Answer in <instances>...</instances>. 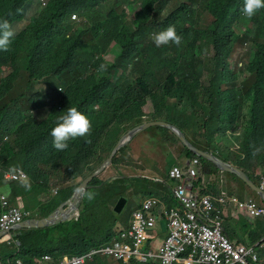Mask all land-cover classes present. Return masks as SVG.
Returning <instances> with one entry per match:
<instances>
[{"label": "trees", "instance_id": "1", "mask_svg": "<svg viewBox=\"0 0 264 264\" xmlns=\"http://www.w3.org/2000/svg\"><path fill=\"white\" fill-rule=\"evenodd\" d=\"M243 4L46 0L42 7L40 0H0V20L7 19L18 33L9 50L0 51V183L9 167L22 169L37 185L49 187L51 178L62 180L61 195L44 217L104 161L122 134L145 121L177 126L195 147L238 166L257 182L264 176V9L249 19L241 11ZM169 25L175 26L182 44L157 48L154 35ZM114 46L119 56L109 63L103 57ZM238 49L251 53L243 67L232 61ZM101 64L107 71L100 70ZM68 107L85 114L94 131L56 151L50 133ZM101 124L102 131L96 132ZM151 130L156 133L149 143L156 148L153 157L159 167L173 158L180 163L196 156L171 131ZM148 132L116 153L104 172L112 175V166L135 163ZM200 160L197 184L206 186L202 194L220 196L216 181L223 171L204 157ZM101 174L89 182L87 190L94 198L83 196L76 219L16 230L17 243L0 241V260L32 264L43 254L54 259L82 254L110 240L119 224L128 225L123 210L117 213L114 206L127 190L123 183L141 179H115L97 187L107 177ZM8 184L14 199L17 187ZM224 226L240 243H247L245 235L249 242L264 235L252 224L245 234L227 218ZM87 263L111 264L102 256ZM255 264H264V248Z\"/></svg>", "mask_w": 264, "mask_h": 264}, {"label": "built area", "instance_id": "2", "mask_svg": "<svg viewBox=\"0 0 264 264\" xmlns=\"http://www.w3.org/2000/svg\"><path fill=\"white\" fill-rule=\"evenodd\" d=\"M197 160H195V163ZM21 170L4 172L7 180L20 179ZM172 174L182 183L176 188V206L151 213L152 204H145V212L134 213L131 227L118 232L114 240L82 255L63 256L52 264H84L97 254L128 263L135 260L152 264H252L258 260L259 249L264 247V238L255 244H241L231 240L224 230V208L230 202L225 197L214 199L199 195L192 183H185V174L175 167ZM193 178L197 169H190ZM26 175V174H25ZM188 175V174H187ZM264 190V176L260 178ZM55 191V190H54ZM232 201H237L232 198ZM8 205L6 196L0 192V206ZM244 208L251 216H264V206L253 199L246 200ZM27 213L17 207H8L1 216L0 225L6 227L20 221ZM158 220H163L158 225ZM161 234H165L161 236ZM49 255H44L36 264H48ZM20 264L19 261H17Z\"/></svg>", "mask_w": 264, "mask_h": 264}, {"label": "clouds", "instance_id": "3", "mask_svg": "<svg viewBox=\"0 0 264 264\" xmlns=\"http://www.w3.org/2000/svg\"><path fill=\"white\" fill-rule=\"evenodd\" d=\"M41 1V5L42 7H45L46 6V0H40ZM261 9H264V0H244V4H243V7L241 9L242 13L248 17L249 19L252 18L254 15H256V13L258 11H260ZM77 19V15H73L72 16V20H76ZM17 31L12 27V25L9 23V21L7 19H4V20H0V51H4V52H7L10 48V45L13 41V39L16 37L17 35ZM153 42L155 44V46L157 48L159 47H162V46H165V45H168V44H175L176 46H180L182 44V37L177 34V31L175 29V26L173 25H169L166 29L160 31L159 33L155 34L154 37H153ZM100 70L102 71H107V65L105 64H101L100 66ZM62 91H64L62 88H60ZM143 119L147 120V117H143ZM151 122H165V121H145L144 123L142 124H139V125H143V124H146V123H151ZM167 123V122H166ZM170 124V123H168ZM137 125V126H139ZM172 125V124H171ZM135 126V127H137ZM175 126V125H174ZM133 127V128H135ZM154 127H158V126H154ZM154 127H150L148 128L147 130L143 131L142 133L146 132V131H150L152 128ZM177 127V126H175ZM102 128H103V124L99 125L97 128H96V132H101L102 131ZM131 128V129H133ZM164 128V127H162ZM178 128V127H177ZM131 129L127 130L124 134H126L128 131H130ZM166 129V128H165ZM180 129V128H178ZM91 130L94 131L93 129V125L91 123V121L89 120V118L81 113L76 107H68L66 112L63 114V115H60L58 118H57V122H56V125L52 128L51 130V136L53 138V141H52V146L53 148L56 150V151H64L66 150L68 147H69V144L68 142L70 140H74L76 138H82V137H87V136H90L91 134ZM169 130V129H167ZM181 130V129H180ZM170 131V130H169ZM182 131V130H181ZM172 132V131H171ZM183 132V131H182ZM140 133V134H142ZM173 133V132H172ZM122 134L120 136V138L124 135ZM138 134V135H140ZM174 134V133H173ZM183 134L185 135V133L183 132ZM137 135V136H138ZM175 135V134H174ZM137 136H134L126 145H124L121 149H119L116 153H118L120 150H122L123 148L127 147V145L134 139L136 138ZM176 136V135H175ZM177 137V136H176ZM186 137V135H185ZM119 138V139H120ZM178 138V137H177ZM119 139L116 141V143L114 144V146L112 147L110 153L112 152L113 148L116 146L117 142L119 141ZM179 139V138H178ZM186 139L188 140V138L186 137ZM150 140H154V137L152 136V138ZM180 140V139H179ZM181 141V140H180ZM189 141V140H188ZM182 142V141H181ZM190 142V141H189ZM191 143V142H190ZM183 144V143H182ZM192 144V143H191ZM184 145V144H183ZM193 145V144H192ZM185 146V145H184ZM194 146V145H193ZM186 147V146H185ZM195 147V146H194ZM187 148V147H186ZM197 148V147H196ZM156 149V148H155ZM188 149V148H187ZM198 149V148H197ZM189 150V149H188ZM200 150V149H198ZM190 151V150H189ZM202 151V150H200ZM192 152V151H190ZM204 152V151H202ZM110 153L108 154V156L104 159V161L101 163L103 164L107 159L108 157L110 156ZM114 153L111 157V160H110V163L102 170L100 171L99 173L95 174L94 176L96 175H99V174H104L106 168H108L110 165H111V162H112V158L114 157V155L116 154ZM193 153V152H192ZM205 153H210V152H205ZM196 156L194 157H190V158H185L183 161H181L180 163H175V158L174 159V163L168 165V162L170 161H166L165 165L161 168L159 167L158 165H156L154 163V157H153V153H146L144 151H142L141 153H139L138 155V160L135 162V163H132L130 165H116L115 166V173L112 174V175H109L107 176L106 178L103 179V183L105 184L106 182L108 181H112V180H115V179H141V180H149V181H152V194H156V195H148L146 196L143 201L141 203H139L135 209L133 210V212L131 213V217H128V220H129V224L128 225H118L117 226V229H116V234L113 235L111 237L110 240L104 242L101 246H95L91 249H89L88 251L82 253V254H85L87 252H89L90 250L92 249H95V248H100L104 245H106L107 243L111 242L112 240L115 239V237L117 236L118 232L122 229H127L129 227H131L132 225V221H133V217H134V213L136 212H139V211H142V212H145L146 213V210H145V204H152L153 205V208L151 209V213L152 214H156L157 211L159 209H162L164 207H168V206H176L177 205V202L175 200V197H176V188L178 187V185H180L182 183V179H179V178H176L173 174H172V171L174 170L175 167L179 168L182 170V172H184L185 174V183L187 185H189L190 183H192L193 185V189H198L199 190V195L203 196V195H210L211 197H213L214 199H219L220 197H225L227 199L230 200V202L228 203V205L224 208V222H225V219H226V213L228 211L229 208H233L232 205H238L239 203V199L237 196H233V195H229L228 193H221L220 196H215L214 194L212 193H208V194H202V189L203 187L205 186L203 184L202 185H198L197 184V181H198V178L200 177V172H201V169H202V163H201V160H200V157H204V156H200L196 153H194ZM214 154V153H213ZM216 155V154H215ZM219 157V156H218ZM205 158V157H204ZM207 159V158H206ZM222 159V158H221ZM141 160H143V163H141ZM195 160H197V162L195 163ZM209 160V159H208ZM211 161V160H210ZM227 162V161H226ZM230 163V162H229ZM100 164V165H101ZM99 165V166H100ZM98 166V167H99ZM97 167V168H98ZM116 167H119V169L121 170H128V169H132L134 170L133 173H126L124 174V172H121V173H118L116 171ZM96 168V169H97ZM197 169V175L195 178H193L192 175H190V169ZM9 169H14L15 171L16 170H21L22 172H24L25 174L21 173L20 174V179H17V180H7L6 178H4V172H6L7 170ZM95 169V170H96ZM151 171L153 173H155V175L153 176H146L143 171ZM94 170V171H95ZM93 171V172H94ZM92 172V173H93ZM91 173V174H92ZM223 173H225V171H223ZM121 174V175H120ZM168 174V175H167ZM188 174V175H187ZM89 176V175H88ZM93 176V177H94ZM120 176V177H119ZM87 177V176H86ZM85 177V178H86ZM92 177V178H93ZM262 176L258 177L257 178V182L256 185L260 187V178ZM2 183H0V192L3 193L5 196H6V199H7V207L6 208H2L0 206V222H1V216L3 213L7 212V209L8 207H17L19 208L20 210L26 212L27 214L18 222H15V223H11L9 224L8 226L6 227H2L0 225V232H2L1 236H0V241L1 240H4L7 245H13V243H17V239H16V230H18L19 228L15 229L14 226L23 222L24 220L26 219H29V218H42L41 216L39 217H33L30 215V211L26 208H20L18 207L16 204H15V196H14V199H13V203L10 202L9 200V196H10V192H11V189H10V186H9V182H14V181H19L21 187H23L26 191H31L32 189V182L30 180V178L28 177L27 173L25 171H23L22 169L20 168H13V167H9L7 169H5L3 172H2ZM84 178V179H85ZM91 178V179H92ZM83 179V180H84ZM91 181V180H90ZM89 181V182H90ZM134 182L136 181H139V180H132ZM243 181V180H242ZM49 182V185L50 187L52 188V192L53 193H57L60 186H54L52 187V182L51 180L48 181ZM89 182H88V185H89ZM129 182V181H128ZM127 182V183H128ZM81 183V182H80ZM79 183V184H80ZM126 183V184H127ZM78 184V185H79ZM4 185V186H2ZM75 188V191L83 196H86L89 200L93 199L94 198V192L92 191H88L86 189V187L81 184ZM98 185V184H97ZM96 185V186H97ZM91 185H89L90 187ZM138 186V185H137ZM88 187V188H89ZM132 186L131 185H127V190L123 192V195L121 197H125V193H127L129 191V189L131 188ZM206 187V186H205ZM250 187V186H249ZM251 188V187H250ZM261 188V187H260ZM262 189V188H261ZM7 190V191H6ZM55 190V191H54ZM263 190V189H262ZM255 191V190H254ZM264 191V190H263ZM260 196V195H259ZM70 197V196H69ZM120 197V198H121ZM261 197V196H260ZM83 198V197H82ZM119 198V199H120ZM232 198H236L237 201H232L231 199ZM258 198V197H256ZM118 199V200H119ZM167 199L169 200H173L174 201V204L173 205H169L167 203ZM248 199H253L255 202H257L259 205L261 206H264V204H262L260 202V200H256L255 198H252V197H248L246 200ZM262 199V198H261ZM66 200V199H65ZM82 200V199H81ZM245 200V201H246ZM64 201V200H63ZM244 201V202H245ZM118 202V201H117ZM242 202L241 205L244 203ZM264 202V201H263ZM61 203V202H60ZM81 203V202H80ZM117 204V203H116ZM126 204H127V198H126ZM125 204V206H126ZM80 206V204H79ZM116 206V205H115ZM114 206V208H115ZM125 206L123 207V209L125 208ZM244 207V206H243ZM122 209V210H123ZM233 215H234V211H235V207L233 208ZM115 211V209H114ZM122 212V211H121ZM120 212V213H121ZM118 213V212H117ZM79 215V207H78V213L77 215L72 218V219H76ZM47 216V215H46ZM45 217V216H44ZM126 217V216H125ZM259 217H264V216H259ZM71 220V219H70ZM69 221V220H67ZM163 220H158V225L160 222H162ZM224 222H223V225H224ZM119 226H121L119 228ZM21 229V228H20ZM224 230L225 232L227 233L226 231V228L224 226ZM228 234V233H227ZM165 234H161V236H164ZM229 235V234H228ZM230 237V236H229ZM264 238V235L261 239ZM261 239H259L258 241H260ZM232 240V239H231ZM234 241V240H232ZM256 241V242H258ZM236 243H240L238 241H234ZM256 242H247V243H241V244H245V245H251V244H255ZM264 248V247H263ZM262 248L259 249V252ZM82 254H71V255H68V254H64L62 255L61 257H59L58 259H54L50 254H43L41 255L39 258H37V260H35L32 264H36L44 255H49L51 257V261L48 262V264H52V260L54 262H57L59 261L63 256H72V255H82ZM98 256H102L103 258L105 257H109V256H103L102 254H97L93 260L98 257ZM112 258V257H110ZM114 261H118L114 258H112ZM93 260H87L84 264H87V262L89 261H93ZM258 260H259V256H258ZM257 260V261H258ZM17 261L20 262V264H23L21 259H18L16 258L14 260V263H13V258L8 261L6 259V262L3 263L2 260H0V264H18ZM132 261H135V260H131L129 261L128 263H124L122 261H119L123 264H129L130 262ZM256 261V262H257ZM137 262V261H135ZM256 262L252 263V264H255ZM137 263H141V262H137ZM143 264H152V263H143ZM177 264H181V263H177Z\"/></svg>", "mask_w": 264, "mask_h": 264}, {"label": "rangeland", "instance_id": "4", "mask_svg": "<svg viewBox=\"0 0 264 264\" xmlns=\"http://www.w3.org/2000/svg\"><path fill=\"white\" fill-rule=\"evenodd\" d=\"M119 56V49L114 46L108 49L107 53L104 54V59L108 61L109 63H112L113 60ZM251 53L249 50L246 49H238L237 53L235 54L234 58L232 59L233 62H236L240 65V67H243L250 59ZM104 74V73H103ZM105 75V74H104ZM172 117L175 116L174 111L170 113ZM155 130H150L147 135L145 136L144 141L140 144V150L144 151L146 153H156V149L149 143V140L154 136ZM141 163H143V160H141ZM174 163V160H170L168 162V165ZM112 169L115 170V166H112ZM142 170V169H141ZM116 171L118 173L124 172L126 173H133L134 170H121L119 167H116ZM143 173L146 176H153L155 173L147 170H142ZM110 174V172H105L104 174H101L102 177H106ZM121 175V174H120ZM229 177H231L227 172L222 173L219 178L217 179V188L216 193H228L229 195H237L239 196V203L238 205H234L236 208L234 211V215L238 212V219L237 223L240 228H242L243 231H247L250 229L249 227L252 224L253 229L258 230V232L264 233V217L259 216H251L247 210L241 205L242 202H244L248 196L253 195L252 191L240 180H236V184L231 185L229 182ZM32 182V189L31 191H26L23 187H21L19 181L12 182L16 187V195H15V204L20 208H26L30 211L31 216L39 217L44 215L48 209L50 208L51 202L57 200L60 197V193H53L52 188L49 186H43V185H37L35 184V181L30 179ZM52 187L60 186V188L63 186L61 185L58 180V178H51ZM104 183L100 182L97 187L102 186ZM125 187L127 185H131L132 187L129 189L127 193H125V197L127 198V204L125 208L123 209V212L121 215L126 217H131V213L135 209V207L143 201V199L148 195H156L152 194V181L149 180H139V181H129L127 184L123 183ZM139 185V187H137ZM247 190V191H245ZM103 193V192H102ZM257 195V194H256ZM246 196L247 198L243 199V197ZM255 196V195H254ZM108 197V202L110 200L111 196ZM241 197V198H240ZM256 197V196H255ZM254 197V198H255ZM258 197V195H257ZM256 199H259L256 198ZM242 207V208H241ZM110 210V208H109ZM231 224V223H230ZM122 225V224H120ZM232 227H234L231 224ZM121 226H119L120 228ZM245 239L247 242L250 241V238L245 235ZM236 241V240H234ZM104 260L106 262H109L111 264H117V262H114V260L110 257H105ZM91 264V263H87Z\"/></svg>", "mask_w": 264, "mask_h": 264}, {"label": "water", "instance_id": "5", "mask_svg": "<svg viewBox=\"0 0 264 264\" xmlns=\"http://www.w3.org/2000/svg\"><path fill=\"white\" fill-rule=\"evenodd\" d=\"M164 127L166 129H169L172 131L181 141L182 143L193 153H196L200 156H204L205 158L211 160L220 170L225 172H230L236 174L241 180H243L248 186H250L253 190H255L264 201V191L256 185V183L250 178V176L241 168L238 166L226 162L217 155L213 153H205L200 150H198L196 147H194L185 137L183 132L175 127L174 125L168 124L166 122H151L146 123L143 125H139L130 131H128L126 134H124L119 141L117 142L116 146L113 148L112 152L110 153V156L108 159L101 164L92 174L87 176L79 185L83 184L86 189L89 187L88 182L91 180V178L102 171L111 160V157L114 153H116L119 149H121L124 145H126L134 136H137L138 134L142 133L143 131L147 130L150 127ZM120 177V176H119ZM78 185V186H79ZM83 195L77 193L75 189L73 190L70 197H68L66 200L62 201L54 210H52L47 216L42 218H29L24 220L23 222L17 224L14 226L15 229L17 228H45L54 226L60 222H64L67 220H70L74 218L78 213V207L81 202ZM126 204V198L121 197L116 206L115 211L120 213L123 209V207ZM2 232H0L1 236Z\"/></svg>", "mask_w": 264, "mask_h": 264}, {"label": "crops", "instance_id": "6", "mask_svg": "<svg viewBox=\"0 0 264 264\" xmlns=\"http://www.w3.org/2000/svg\"><path fill=\"white\" fill-rule=\"evenodd\" d=\"M229 182L231 183V185H234V184H236V180H233V179H231V177H229ZM2 186H4V185H2ZM5 187V186H4ZM5 189H6V187H5ZM7 191V190H6ZM245 191H247V190H245ZM233 196H237V195H233ZM238 198H239V196H237ZM248 197H252V198H254L255 196H254V194L252 195L251 194V196H248ZM241 198V197H240ZM245 198H247L246 196H244L243 197V199H245ZM255 199H256V197H255ZM9 200H10V202L11 203H13V190H11V192H10V196H9ZM256 200H258V199H256ZM232 207L234 208V205H232ZM233 208H229L228 209V211H227V213H226V218L228 219V220H230V223L235 227V228H237L239 231H242V232H244L245 234L247 233H249V231H251L250 229H248L247 231H243L242 230V228H240L239 227V225H238V223H237V219L239 218L238 217V212L235 214V215H233ZM242 208V207H241Z\"/></svg>", "mask_w": 264, "mask_h": 264}]
</instances>
